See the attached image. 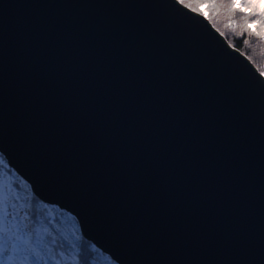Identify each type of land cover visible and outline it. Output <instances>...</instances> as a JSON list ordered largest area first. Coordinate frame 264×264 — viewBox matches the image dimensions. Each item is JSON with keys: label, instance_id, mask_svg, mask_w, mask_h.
I'll list each match as a JSON object with an SVG mask.
<instances>
[{"label": "water", "instance_id": "obj_1", "mask_svg": "<svg viewBox=\"0 0 264 264\" xmlns=\"http://www.w3.org/2000/svg\"><path fill=\"white\" fill-rule=\"evenodd\" d=\"M0 152L120 264H264V78L176 0H0Z\"/></svg>", "mask_w": 264, "mask_h": 264}, {"label": "trees", "instance_id": "obj_2", "mask_svg": "<svg viewBox=\"0 0 264 264\" xmlns=\"http://www.w3.org/2000/svg\"><path fill=\"white\" fill-rule=\"evenodd\" d=\"M216 3L217 9L210 13L207 20L230 47L242 53L259 73L264 72V40L243 29L244 13L237 11L230 14L227 11L229 0H216ZM257 18L247 17L249 20ZM229 20L235 21L239 27L235 30L227 27ZM5 174L12 175L13 178L9 194L12 223L33 234V246L39 256L43 257L42 260L33 261V264H44V261L48 264H120L84 236L73 215L56 205L41 202L30 185L7 165L0 152V180L6 177ZM26 210L28 217L25 221ZM36 230L44 237V247L35 245ZM53 238L56 240L55 244L51 243ZM73 244L76 245L75 248L72 247Z\"/></svg>", "mask_w": 264, "mask_h": 264}, {"label": "snow or ice", "instance_id": "obj_3", "mask_svg": "<svg viewBox=\"0 0 264 264\" xmlns=\"http://www.w3.org/2000/svg\"><path fill=\"white\" fill-rule=\"evenodd\" d=\"M176 3L202 15L205 19H209L210 13L217 9L216 0H176ZM227 11L230 14L237 11L244 13L245 16L242 17L244 19L243 29L264 40V0H229ZM252 16L258 18L247 19V17ZM227 27L235 30L239 25L235 21L229 20ZM260 77L264 78V72L260 73ZM45 232H47L46 229ZM34 235L35 245L44 247V237L40 231L36 230ZM51 243H56L55 238L52 239ZM72 247L75 248L76 245L73 244ZM42 259L43 257L39 256L36 247L33 246L32 233L22 229L13 231L11 228L0 225V264H17V262L18 264H33V261ZM44 264H48V262L44 261Z\"/></svg>", "mask_w": 264, "mask_h": 264}, {"label": "rangeland", "instance_id": "obj_4", "mask_svg": "<svg viewBox=\"0 0 264 264\" xmlns=\"http://www.w3.org/2000/svg\"><path fill=\"white\" fill-rule=\"evenodd\" d=\"M13 171V170H12ZM6 177L2 178L0 180V225L6 227V228H11L13 231L16 229H19V227L15 226L16 223H12L13 219L11 218L10 214V208H9V194L11 190V182L13 180L12 175H7L5 174ZM26 216L24 219L26 221L28 217V213L26 210L25 215ZM5 217H7L5 219ZM15 226V227H13ZM29 229V228H28ZM18 264V262H17Z\"/></svg>", "mask_w": 264, "mask_h": 264}, {"label": "bare ground", "instance_id": "obj_5", "mask_svg": "<svg viewBox=\"0 0 264 264\" xmlns=\"http://www.w3.org/2000/svg\"><path fill=\"white\" fill-rule=\"evenodd\" d=\"M2 155H3V157L5 158V161H6V163H7V165L13 170V171H15L17 174H19V176L23 179V180H25L29 185H30V187H31V190H32V192L34 193V195L41 201V202H44V203H46V204H50V203H48V202H46V201H44V200H42L35 192H34V190H33V188H32V185L22 176V175H20V173L14 168V167H12L11 165H9V163H8V159L6 158V156L2 153ZM52 205H55V204H52ZM56 206L57 207H59L60 208V206H59V204H56ZM63 211H65V212H68L69 214H71V215H73L75 218H76V220H77V222H78V224H79V220H78V218L76 217V215L75 214H73V213H71V212H69V211H67L66 209H64V208H61ZM79 227L81 228V226H80V224H79ZM85 236V235H84ZM86 237V236H85ZM87 238V237H86ZM91 241V240H90ZM92 242V241H91ZM95 244V243H94ZM99 248V247H98Z\"/></svg>", "mask_w": 264, "mask_h": 264}]
</instances>
